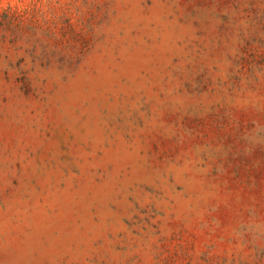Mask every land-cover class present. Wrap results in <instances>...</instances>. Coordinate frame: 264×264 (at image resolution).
Instances as JSON below:
<instances>
[{"label":"rangeland","instance_id":"obj_1","mask_svg":"<svg viewBox=\"0 0 264 264\" xmlns=\"http://www.w3.org/2000/svg\"><path fill=\"white\" fill-rule=\"evenodd\" d=\"M0 264H264V0H0Z\"/></svg>","mask_w":264,"mask_h":264}]
</instances>
